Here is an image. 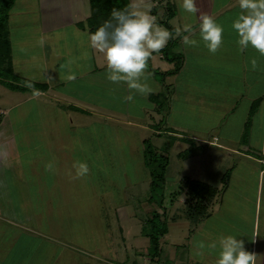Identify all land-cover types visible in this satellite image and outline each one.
Instances as JSON below:
<instances>
[{"label": "crops", "instance_id": "1", "mask_svg": "<svg viewBox=\"0 0 264 264\" xmlns=\"http://www.w3.org/2000/svg\"><path fill=\"white\" fill-rule=\"evenodd\" d=\"M149 1L152 2L151 14L157 17V23L167 28L165 23L168 21L175 37L149 59L152 60L151 72L146 69L141 82L147 84L150 92L140 93L130 89L125 82L113 83L106 78L104 58L95 60V50L90 47L88 39L89 27L85 28L90 16L89 0H80L81 4L78 2L73 8H66L65 0H16L8 19L13 72L17 78L36 79V82L30 80L31 83L47 86V92L51 90L47 82L55 79L52 85H61L57 90L64 91L67 98L66 117L67 112L86 114L77 103L79 99H84L86 103L109 109L124 118L129 116L128 119L132 120L131 116H134L135 119H147L151 113L157 115L158 106L163 107L161 99L164 100L166 130L163 135L169 137L172 149L183 146L182 151H178L180 159L182 156L206 155V151L221 157L239 158L223 190V210L220 214L224 216V223L233 227L229 229L231 235L241 230L250 231V239L246 240L250 245L248 252L256 255L255 264H264V56L251 47L242 52L236 43L238 37L232 23L240 13L239 0H195L198 11L195 15L191 14L193 22L189 21L187 15L186 18L182 17V0L176 5L164 0L166 7H162L164 13L160 17L156 12L157 0ZM170 4L175 13L166 20ZM203 14L210 16L223 28L222 44L215 53L209 52L200 39L199 17ZM185 25L191 26V33L184 32ZM177 29H180L179 36L176 35ZM183 35H189L197 44L185 46ZM73 39L78 44L73 43ZM177 57L182 59V63H179L181 69L176 75L165 77L163 82L153 76L154 71L161 74L173 71L177 62L170 60ZM252 60L256 61L255 67ZM27 66L33 71H28ZM24 68L26 72L21 74L19 69ZM63 69L65 83L64 79L57 80L58 76H62ZM69 76L74 79H68ZM43 81L46 84H42ZM64 84L67 85L65 89L62 88ZM34 90L24 93L8 90V94L15 97L24 94L31 104H42L35 97L41 95L45 98L46 92L37 90L39 95H33ZM183 108L181 114L179 109ZM1 114L4 122H0V264H7L23 235L35 241L39 238L36 230L37 212L32 206L29 185L36 186L38 181L35 170L40 153H48L31 143L36 134L31 132V138L20 136L8 122V112L3 111ZM95 116L103 118L105 115ZM188 118L194 127L179 124ZM158 135L160 133L155 132V136ZM43 137H50V134H44ZM18 139L29 142L28 146L22 148ZM60 148L59 151L65 154V148ZM55 157L54 154V160ZM191 159L187 161L191 162ZM50 169L53 171V166ZM44 171H48L47 165ZM189 180L187 184L181 183V190L175 195L177 201V195L181 194L191 204L197 202L198 198H207L208 191L212 195L207 186H204L205 191L194 195L187 188V185L194 184L192 178ZM200 208L202 210H198L194 221L206 214L205 207ZM191 214H188L190 218ZM208 219L210 217L205 220ZM211 232L213 230H209ZM218 233L222 235V232ZM176 245L175 261H180L178 253L186 248L196 253L186 259L188 264H210L214 258V255L208 257L214 250L211 248L205 249L206 255H199L197 252L204 250L199 249L195 242L191 247L182 246L180 242Z\"/></svg>", "mask_w": 264, "mask_h": 264}, {"label": "rangeland", "instance_id": "2", "mask_svg": "<svg viewBox=\"0 0 264 264\" xmlns=\"http://www.w3.org/2000/svg\"><path fill=\"white\" fill-rule=\"evenodd\" d=\"M91 1L89 0L90 4ZM167 1L175 5L179 3V0ZM78 2L81 4L80 0H65V7L73 8ZM128 2L130 5L142 3L152 6L149 0ZM128 6L126 0H116V6L108 5L105 12L107 20L110 19L111 10L125 9ZM156 6L158 9L156 12L160 17L164 13L162 7H166L164 0H157ZM185 15L193 22L191 13L182 10V17L186 18ZM93 17L91 4L90 16L85 23V28L89 27L90 33V20ZM72 42L77 43L74 39ZM93 53L97 61L104 58L103 54L100 52L98 54L96 50ZM70 55L72 58V54ZM151 61H148L146 68L149 73ZM104 62L106 63L105 59ZM27 68L28 71H33L31 67ZM19 72L25 73V68L19 69ZM63 73L65 74V69L57 80L64 79L65 83ZM155 73L157 74L153 76L157 80H162L163 74L159 71ZM22 78L19 76V81L25 79ZM30 80L37 81L25 79L21 83L31 82ZM55 82V79L53 82H47L51 90L45 91V98L41 95L35 97L42 104H31L24 94H22L24 97L20 94L12 96L8 94L10 92L6 87L0 85V122L4 120L1 112L7 111L6 118L13 130L19 132L20 136L30 138L36 134L33 136L35 140L31 143L48 153H40L38 167L35 170L38 181L35 183L36 186L29 185L30 195L33 197L32 206L37 212L36 230L39 238L35 241L34 238L23 235L20 245L16 246L17 249L11 258L9 257L7 264H188L186 259L196 253L187 248L183 249L182 253H178L180 261H175L177 256L175 251L178 248L176 243L191 247L195 242L199 249L204 250L201 253L197 252L200 255L205 254V249H209L206 245L218 241L220 236L231 235L229 229L233 227L224 223V216L220 214L223 210L221 198L227 180L238 165V157H221L208 154L210 152L206 151V155L188 158L182 156L184 159H180L178 151H182L183 146L172 149L169 137L163 135L166 130V119L165 101L162 99L163 107L158 106L157 115L151 113V117L147 119H135L134 116H131L132 120L128 119L129 116L124 118L109 109L86 103L84 99H79L80 102L77 103L87 113L67 112V118L65 116L67 98L64 91L57 90L61 85H52ZM44 83L46 84L45 81L42 84ZM66 86L64 84L62 88L65 89ZM42 89L38 87L35 90ZM179 110L181 113L184 108ZM99 114L105 116L103 118L95 116ZM186 120L179 124L195 126L192 120L189 118ZM155 132L160 135L155 136ZM44 134L47 136L50 134V137H43ZM18 141L22 148L29 144L24 140ZM144 141H148L170 159L164 189V207L169 219L167 221L170 234L161 239L162 251L155 262L149 260L145 254L149 240L142 234L145 215L157 209L149 202L150 179L148 170L144 168ZM31 143L30 147L33 146ZM60 147L65 148V154L59 151ZM189 158H192L191 162L187 161ZM43 161L46 164H42ZM77 162L88 165L87 175L76 176L73 165ZM45 165L53 166L54 170L48 167V171L45 172ZM189 178L195 183L193 189L205 191L204 186H207L212 195L208 191L207 198H198L197 202L191 204L185 195L181 194L177 195L179 197L177 201L175 195L180 192L181 183L187 184ZM194 178L196 180H193ZM201 206L205 207L206 214L201 217L202 219L194 221L199 213L198 207ZM189 213H192L191 218ZM207 217L210 219L205 220ZM209 230L213 232L209 233ZM197 231L199 232L196 234ZM218 231L222 232V235ZM249 232L241 230L240 233L232 235L238 240H243L246 251L250 247L246 241L250 239ZM171 244L174 246H170ZM201 244L205 247L201 248ZM218 251L216 248L212 255H208V257L214 255L210 264H215Z\"/></svg>", "mask_w": 264, "mask_h": 264}, {"label": "clouds", "instance_id": "3", "mask_svg": "<svg viewBox=\"0 0 264 264\" xmlns=\"http://www.w3.org/2000/svg\"><path fill=\"white\" fill-rule=\"evenodd\" d=\"M181 8L191 14L197 13L195 0H182ZM240 13L232 23L237 33V45L240 51L249 47L264 56V0H239ZM199 35L211 53H215L222 44L223 28L210 16L199 17ZM190 25L184 26V32L191 33ZM180 35V29L176 30ZM173 34L157 23V17L151 14V7L142 3H134L125 9H113L109 20H106L97 30L89 34L90 47L103 54L106 61V78L113 82H125L130 89L140 93L151 90L142 83L149 59L154 53L164 49ZM185 46H195L197 41L183 35ZM253 67L256 61H251ZM68 79H74L69 76ZM32 88L31 83L26 84ZM33 95H39L34 90ZM131 99V97H129ZM49 168L51 165L48 166ZM76 176L87 175L88 165L77 162L73 165ZM201 248L205 246L200 245ZM211 249L218 248L215 264H255L256 255L245 250L243 240L236 236H220L218 241L208 245Z\"/></svg>", "mask_w": 264, "mask_h": 264}, {"label": "trees", "instance_id": "4", "mask_svg": "<svg viewBox=\"0 0 264 264\" xmlns=\"http://www.w3.org/2000/svg\"><path fill=\"white\" fill-rule=\"evenodd\" d=\"M114 6H116V0H109ZM16 0H0V85L6 87L8 90L13 92H29L30 89L43 88L42 91L47 90V86H38L31 82L21 83L13 72L12 65V49L11 43L9 40V30H8V19L9 14L15 5ZM92 12L94 17L90 20V29L91 33L95 32L98 27H100L108 18L106 17V11L108 10L107 6L112 4L107 0H92ZM129 2L126 0V5ZM130 5V4H129ZM112 12V10H111ZM168 16L166 20H169L174 15V9L169 7ZM168 22V21H167ZM165 23V26L173 34L174 30L168 26V23ZM164 23V22H163ZM162 24V23H161ZM177 62V66L171 72L163 74L162 77L174 76L181 69V58L177 57L171 59L170 62ZM180 60V61H179ZM3 72V73H2ZM156 75L157 73H153ZM160 80L163 82V79ZM27 83L33 85L32 88L26 86ZM145 151L143 154L144 164L146 170L149 172V192H150V205H154L157 209H154L149 216H145L144 223L142 224V234L148 238L149 247L145 251L147 258L155 262V260L160 255V241L169 233L168 221L166 219V211L164 207L165 194L164 189L166 185V173L169 166V158L158 153V150L153 147L148 141H144ZM187 185V188H190V191L197 195L199 191L193 189L195 183ZM198 210L202 208L198 207Z\"/></svg>", "mask_w": 264, "mask_h": 264}]
</instances>
